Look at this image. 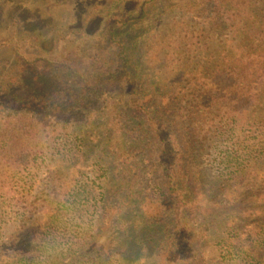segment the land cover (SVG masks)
Masks as SVG:
<instances>
[{
	"label": "trees",
	"instance_id": "16d2710c",
	"mask_svg": "<svg viewBox=\"0 0 264 264\" xmlns=\"http://www.w3.org/2000/svg\"><path fill=\"white\" fill-rule=\"evenodd\" d=\"M258 2L88 0L0 41V264H215L216 191L264 155Z\"/></svg>",
	"mask_w": 264,
	"mask_h": 264
},
{
	"label": "rangeland",
	"instance_id": "374dc122",
	"mask_svg": "<svg viewBox=\"0 0 264 264\" xmlns=\"http://www.w3.org/2000/svg\"><path fill=\"white\" fill-rule=\"evenodd\" d=\"M260 1L264 3V0H259L258 5ZM73 3L74 0H45L31 5L28 11H22V0L14 3L13 7L7 0H0V41L14 33L17 27L19 30L37 27L41 18H62L65 14L63 11L71 10ZM6 4L8 8L5 10ZM74 6H78L76 13L82 16L89 3L88 0H78ZM39 9L41 13H45L41 18L31 13ZM230 36L231 28L225 27L217 33V42L214 43L221 44ZM1 55L6 61L12 62L14 59L12 47L7 48ZM253 121L257 131H247L250 138L248 141L253 142L256 139L264 146V116L251 118L250 123ZM230 141L219 137L209 145L207 143L201 152L199 162L206 181L215 180L217 176L220 177V182L227 178V171L220 173L218 159L224 154ZM253 147L256 148L254 145ZM216 196V200L222 203L215 207L218 213L208 218L206 226L209 228V237L203 244L209 257L215 264H264V155L259 158L258 163L253 157L246 171L230 179L222 191H216ZM109 232V228L103 231V241L108 239Z\"/></svg>",
	"mask_w": 264,
	"mask_h": 264
}]
</instances>
